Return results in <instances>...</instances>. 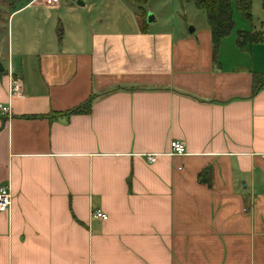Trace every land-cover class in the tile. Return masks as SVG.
<instances>
[{"label": "crops", "instance_id": "crops-1", "mask_svg": "<svg viewBox=\"0 0 264 264\" xmlns=\"http://www.w3.org/2000/svg\"><path fill=\"white\" fill-rule=\"evenodd\" d=\"M77 1L0 0V264H264V13L214 50Z\"/></svg>", "mask_w": 264, "mask_h": 264}, {"label": "trees", "instance_id": "trees-1", "mask_svg": "<svg viewBox=\"0 0 264 264\" xmlns=\"http://www.w3.org/2000/svg\"><path fill=\"white\" fill-rule=\"evenodd\" d=\"M138 5H144L147 0H130ZM184 2L192 1L193 4L203 10L211 30L213 47L216 50L219 41L228 35L234 26L232 18V0H183ZM236 7L241 16L251 19V0H235ZM142 7H140L141 9ZM140 15V13H139ZM140 18V17H139ZM142 23V22H141ZM142 29V24H141ZM254 91L256 92L262 82L264 75L258 74L253 76ZM91 100L86 101L82 106L70 110L71 113L89 112Z\"/></svg>", "mask_w": 264, "mask_h": 264}, {"label": "rangeland", "instance_id": "rangeland-1", "mask_svg": "<svg viewBox=\"0 0 264 264\" xmlns=\"http://www.w3.org/2000/svg\"><path fill=\"white\" fill-rule=\"evenodd\" d=\"M148 8L147 12L152 10L155 21L150 24L151 28H176V26H182V28H189L190 25H200V23L206 22L205 13L203 10L197 8L193 5V2H184L183 0H149L146 5ZM264 13V8L262 7V1L258 11H255L252 15L251 10V20L256 22L257 15ZM234 19L238 23L244 22L241 19V15L234 12Z\"/></svg>", "mask_w": 264, "mask_h": 264}, {"label": "built area", "instance_id": "built-area-1", "mask_svg": "<svg viewBox=\"0 0 264 264\" xmlns=\"http://www.w3.org/2000/svg\"><path fill=\"white\" fill-rule=\"evenodd\" d=\"M46 5L53 6L57 5L60 0H43ZM21 80L18 78H12V85H11V91L14 93H18L21 91ZM8 111L7 106H3L0 104V113L4 114ZM170 152L173 154H184L185 153V147L183 144H181L178 141H171L170 142ZM147 161L152 162L154 160L155 155L149 154L146 156ZM11 205V195L9 193V189L6 186L0 187V211H5L9 208ZM92 216L94 218H99L101 220H106L107 215L99 210H93Z\"/></svg>", "mask_w": 264, "mask_h": 264}, {"label": "water", "instance_id": "water-1", "mask_svg": "<svg viewBox=\"0 0 264 264\" xmlns=\"http://www.w3.org/2000/svg\"><path fill=\"white\" fill-rule=\"evenodd\" d=\"M77 3H79V0L77 1ZM262 7L264 8V0H262ZM154 20V16L152 14H148L147 16V22L150 23ZM189 31L192 32L193 29L189 28ZM2 69L1 64H0V70Z\"/></svg>", "mask_w": 264, "mask_h": 264}]
</instances>
